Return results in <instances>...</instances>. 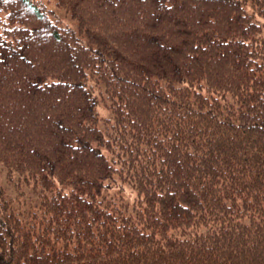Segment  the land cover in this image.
<instances>
[{"label":"trees","instance_id":"trees-1","mask_svg":"<svg viewBox=\"0 0 264 264\" xmlns=\"http://www.w3.org/2000/svg\"><path fill=\"white\" fill-rule=\"evenodd\" d=\"M56 3L0 0V264H264V0Z\"/></svg>","mask_w":264,"mask_h":264},{"label":"rangeland","instance_id":"rangeland-1","mask_svg":"<svg viewBox=\"0 0 264 264\" xmlns=\"http://www.w3.org/2000/svg\"><path fill=\"white\" fill-rule=\"evenodd\" d=\"M40 1L52 13L51 18H57L60 21L61 25H68L74 29L77 28V21L73 19L69 13L65 12L62 7L58 6L56 0H40ZM0 17H2L3 19L5 18V13L3 11H0Z\"/></svg>","mask_w":264,"mask_h":264}]
</instances>
